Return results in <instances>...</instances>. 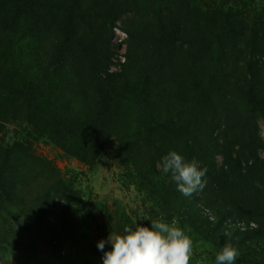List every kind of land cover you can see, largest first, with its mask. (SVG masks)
I'll return each instance as SVG.
<instances>
[{
    "label": "rangeland",
    "instance_id": "obj_1",
    "mask_svg": "<svg viewBox=\"0 0 264 264\" xmlns=\"http://www.w3.org/2000/svg\"><path fill=\"white\" fill-rule=\"evenodd\" d=\"M0 11V264H103L97 242L109 232L174 221L163 207L173 209L181 193L160 167L170 150L206 169L215 156L227 172L223 144L208 149L207 138L264 147V121L251 119L247 98L264 104V0H0ZM27 17L34 28L25 37L13 21ZM143 53L159 63L140 62ZM106 80L141 84L147 114L128 99L102 108ZM156 119L177 122L152 132L157 151L120 137L126 121L135 136L139 120ZM257 157L264 163V148ZM203 179L192 194L200 208L215 197ZM22 223L26 237L30 223L39 229L34 248L16 230ZM189 237V264H215L213 251Z\"/></svg>",
    "mask_w": 264,
    "mask_h": 264
},
{
    "label": "trees",
    "instance_id": "obj_2",
    "mask_svg": "<svg viewBox=\"0 0 264 264\" xmlns=\"http://www.w3.org/2000/svg\"><path fill=\"white\" fill-rule=\"evenodd\" d=\"M254 10H256L255 7ZM29 18L31 17H27L25 20L13 21L14 23H20L22 33H26L23 34L25 37L28 35L27 30L31 23L32 28H34V20L28 21L27 19ZM105 50L106 52L108 51L107 47H105ZM155 56V53L148 55L143 53L139 56L138 60L142 63H147L148 60L157 61L154 59ZM162 72L163 70L158 64L155 74L158 75V73ZM148 79V81L143 79V82L140 83H142V85L147 82L151 83L152 78ZM106 81L110 86L106 85L105 87L103 85V87H100L98 94L99 99L96 100L100 101V103H104L102 107L104 109H106L107 104L110 106L116 105L115 101L117 98L121 99L118 100L120 104L121 102L128 103V101H131V103H140L142 99L139 95H146L141 84L133 85L130 89L124 86L125 83L112 80ZM104 88L107 90H104ZM247 98L252 106L251 119H263L264 121V104L261 102V98L254 93L249 94ZM144 99L143 103H140L139 107H137L138 112L141 114H147L152 104L148 96L146 100ZM102 120L107 119L104 117ZM136 120L137 119L134 121ZM145 123L146 120H139V124H137L135 130L137 134L134 136L126 121L123 127H125L128 132L125 135L124 133L121 134L120 137L124 139L131 137L139 146L144 145L148 149L157 151L159 143L152 135V132L158 130V133H160V131L164 129V126L169 128L174 126V129H176L177 126V122L171 126L170 123L168 125L166 121L162 123L158 121V119L147 126H144ZM162 124H164L163 127L161 126ZM97 126L98 125H96V128ZM111 126L114 127L113 125ZM144 127H146L147 130L144 129ZM140 133L142 134L141 137L138 135ZM98 134L105 138L103 132H99ZM114 135L117 136L119 134L115 133ZM217 135L218 133H216L215 136L213 135L214 141L211 143V140L207 138L205 140L206 146L208 149L210 146L217 149L219 147L218 143H222L223 145H220L219 153L228 158L230 167L229 171L224 172L222 167H215V156H206V163L208 164L206 176L210 178L215 197L211 199L203 198L206 205L204 204L205 206L200 208L199 203L202 198L192 195L184 196L182 194H174L173 196L176 197L178 204L175 201L172 202L174 208H170V210L162 206L164 214L167 215L164 220L167 222L172 220L175 222L177 221L176 224H178L180 228L190 232L188 236H191V233L193 234V239H195L196 244H206L207 247L213 251L211 256L214 259L216 253L221 250L225 243H231L239 251V256L234 261V264H264V163L257 157L258 151L264 148L263 144L258 139H253L252 141L248 140V143H244L241 147V144L235 139L236 145H234V143L225 145L223 142L226 139L219 142ZM238 145H240L239 150L233 151ZM245 145L248 147H245ZM128 146L130 145H127V147ZM244 148H248L247 153L244 152ZM129 151L130 149H126L127 154ZM135 159L137 160L138 158L135 157ZM153 170L156 172L154 167ZM145 172L152 173L149 168L147 170L145 169ZM145 184L150 188L149 184ZM161 186L164 191L168 193L171 192V188L167 186L165 182H162ZM197 192L194 194L200 193L199 191ZM9 206L10 207L7 209L16 212L14 203H11ZM41 215L40 212L38 217ZM244 219L246 223L242 221ZM25 221L27 220L24 219L23 222ZM251 223L254 227L250 226ZM22 225L23 223L17 226L16 230L18 233H21L23 237H26L20 228ZM26 230L29 232L26 237L29 245L34 248V240L32 238L35 237V235H39V229L36 228L34 224L30 223ZM34 231H36V233H34ZM225 231L231 232V237L223 235Z\"/></svg>",
    "mask_w": 264,
    "mask_h": 264
},
{
    "label": "clouds",
    "instance_id": "obj_3",
    "mask_svg": "<svg viewBox=\"0 0 264 264\" xmlns=\"http://www.w3.org/2000/svg\"><path fill=\"white\" fill-rule=\"evenodd\" d=\"M161 171L170 175L177 191L191 196L206 186L207 169L198 166L195 160L186 161L177 151L170 150L161 158ZM137 220L135 227L125 226L122 233L109 232L107 240L97 242L103 252V264H189L193 254V242L184 230L173 221L162 219L150 221V227ZM226 237L232 233L225 231ZM105 243L111 246L105 251ZM239 251L231 243H225L215 255V264H234Z\"/></svg>",
    "mask_w": 264,
    "mask_h": 264
}]
</instances>
